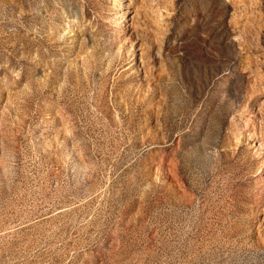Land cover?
Wrapping results in <instances>:
<instances>
[{
	"label": "rangeland",
	"instance_id": "1",
	"mask_svg": "<svg viewBox=\"0 0 264 264\" xmlns=\"http://www.w3.org/2000/svg\"><path fill=\"white\" fill-rule=\"evenodd\" d=\"M0 264H264V0H0Z\"/></svg>",
	"mask_w": 264,
	"mask_h": 264
}]
</instances>
